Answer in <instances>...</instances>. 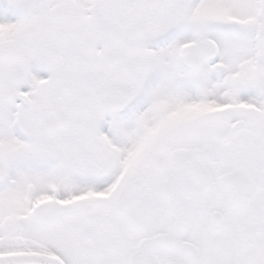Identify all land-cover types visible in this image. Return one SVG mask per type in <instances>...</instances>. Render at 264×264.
Instances as JSON below:
<instances>
[{
  "label": "snow or ice",
  "instance_id": "6c2138e0",
  "mask_svg": "<svg viewBox=\"0 0 264 264\" xmlns=\"http://www.w3.org/2000/svg\"><path fill=\"white\" fill-rule=\"evenodd\" d=\"M0 264H264V0H0Z\"/></svg>",
  "mask_w": 264,
  "mask_h": 264
}]
</instances>
